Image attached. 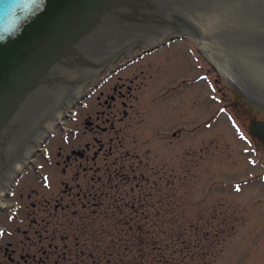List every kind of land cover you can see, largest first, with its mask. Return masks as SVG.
<instances>
[{
	"label": "rangeland",
	"instance_id": "374dc122",
	"mask_svg": "<svg viewBox=\"0 0 264 264\" xmlns=\"http://www.w3.org/2000/svg\"><path fill=\"white\" fill-rule=\"evenodd\" d=\"M179 34L184 33L173 34L146 48L162 44ZM171 49L176 51V70L179 73H192L194 56L198 55L200 63L207 65L220 83H211L208 87L203 83L192 85L183 95L177 93L173 98L166 92L173 85L169 82L175 75L170 73L169 61L162 64L159 60L163 56L155 55L147 56L134 65L136 68L123 72V77L139 76L129 103H133L140 114L136 117V108L129 111L133 115L128 120L132 124L129 123L125 133L126 147L131 151L126 159L127 167L115 166L112 170L119 171L122 179H134L128 167L134 164L135 178L141 185L134 196L136 194L142 201L136 206L138 209L131 211L129 205L125 206L123 214L115 217L122 219L128 215L121 221V227L128 228L136 221L138 225L142 224V232L149 230L156 238L161 222L150 224L142 217L147 214V219L156 220V217L163 216L164 228L181 229L187 233V243L193 246L191 250L195 253L194 257L189 253V261L194 258L192 262L264 264V152L235 111L217 69L192 40L188 37L186 43H175ZM170 64L173 68L174 65ZM114 82L119 80L106 86L112 87ZM106 86L104 89L108 88ZM217 87L220 88L219 99L216 97ZM71 106L65 114L71 113L75 105ZM65 114L58 126L47 134L52 132L44 147H40L43 141L38 145L34 158L19 172V180L16 177L12 180L0 201V264H13L7 262L9 255H12L14 263L25 264L22 257L30 256L28 264H39V252L36 260L31 259L37 252L33 244L39 241L40 235L35 230L40 229L43 235V241L37 246L43 244L45 249L53 237L56 238L54 245L57 243L61 247L71 241L70 238L66 241L58 238L59 234L50 238L57 225L67 223V217L73 224L81 217L79 212L71 216L67 214L74 210L69 209L72 204L66 208L69 210L56 209V204L63 202L59 200L64 189L63 181L66 176L73 175L71 167L63 173L64 156L71 154L73 146L78 143H74L68 131L76 123ZM140 118L143 121L138 123ZM179 130V136L172 135ZM88 139L89 135H85L82 141ZM120 162L123 164L124 161ZM116 184L112 183V187ZM112 190H107L111 196L98 200L103 203L100 208L106 210L111 202L113 206L107 211L121 212L112 198L115 196L122 199L120 202H125L123 195L126 193L120 196ZM68 201L65 199L64 205ZM97 217L92 226L113 227L117 222L113 218ZM34 219L38 220L36 224H33ZM186 254L188 251L181 256ZM108 258L103 255L99 259L96 257V261L104 264ZM70 259L55 263L49 258L47 264L77 263L74 257Z\"/></svg>",
	"mask_w": 264,
	"mask_h": 264
},
{
	"label": "water",
	"instance_id": "95a60500",
	"mask_svg": "<svg viewBox=\"0 0 264 264\" xmlns=\"http://www.w3.org/2000/svg\"><path fill=\"white\" fill-rule=\"evenodd\" d=\"M177 33L215 66L264 152V0H0V193L75 97Z\"/></svg>",
	"mask_w": 264,
	"mask_h": 264
},
{
	"label": "flooded vegetation",
	"instance_id": "af4514ba",
	"mask_svg": "<svg viewBox=\"0 0 264 264\" xmlns=\"http://www.w3.org/2000/svg\"><path fill=\"white\" fill-rule=\"evenodd\" d=\"M187 41L188 37L185 34H179L164 40L162 44L152 46L151 48L143 47L141 51L137 50L138 52L135 51L131 53L128 55L130 57L127 58L126 61L111 67L108 70L109 72L100 81L96 82L85 96L76 101L73 110L68 116V118L72 119L76 124L68 131L71 132L74 143H78L73 146L71 154H66L64 156L63 168V173H67L68 168L71 167L73 169V175L66 176L64 179V189L59 199L63 202L56 204V209H62L63 211L72 204V207L69 209L74 210H72V212H67V214H76L81 211L85 214H101L109 210L111 203H108L106 210L102 207L104 210L102 211L100 207L103 206V203L98 202V200H101L105 196H111L108 191L113 189L112 183H117L114 185L115 187H119L120 185L128 186L129 184L141 186L138 179L135 178L137 176L135 175L134 168H132L135 167L134 164L128 166L131 168L130 172L134 174V179H122L123 177L119 174V171L112 170V167L115 166L117 168L127 167L126 159L130 156L131 151L126 147L125 133L129 123L132 124V121L129 122L128 120L130 116L133 115L129 111L130 109L136 108V117L140 114L138 108L134 107L135 105L133 103H129L132 98V92L137 86L135 82L139 76L135 75L133 78H129L128 76L123 77V72L127 71L128 68H136V64L147 56L155 55L158 57L163 56V58L159 60L162 64L166 63L168 60V65L171 67L170 73L175 75L172 82L171 80L169 82L173 83V85H170L169 90L166 92L173 98L177 93L183 95L186 88L192 85H200V83H203V85H206L205 87H208L211 83H220L217 78L212 76L207 65L200 63L201 60L198 55L194 56V63H191L193 69L192 73L187 75L186 72L179 73L176 70V51L175 49L172 51L171 46L178 42L184 44ZM159 52L160 54L162 52L165 54L160 55L158 54ZM185 54L190 58L187 51ZM189 58L187 59L189 60ZM170 63L174 65L173 68ZM196 74L197 76L195 77ZM117 80H119V82H114L112 87L106 86L108 83ZM105 86L108 88L104 89ZM219 90L220 88L218 87L215 89L218 99L220 98L218 95ZM259 119L264 120L262 118ZM137 120L138 123H141L143 118ZM255 120H258V118ZM180 130L174 131L172 135L179 136ZM85 135H89V139L87 141H82ZM120 161H124L123 164ZM59 162L60 161H58V163ZM99 162H101V164H99ZM65 199L69 201L64 205ZM75 206L76 208H74ZM100 210L101 212H99ZM37 222L38 220H33V224ZM66 226L67 224L65 225L64 222L57 225L56 228L52 230L53 235H50V238L54 236V234H59L58 238L63 239V234H61V232ZM45 230L44 227L43 231ZM40 231V229L35 230V233L40 235L38 238L39 241L33 244L37 252L31 256V259L32 261L36 260V254L41 252L42 254L37 261L39 264H47L49 259L47 248L45 249L43 244L40 247L37 246V244H41L43 241V235ZM52 239L54 241L56 238L53 237ZM53 241H50V244L48 242V246H52L54 244ZM22 258L25 264H28L30 256ZM7 262L19 264V262H13L12 255L7 257Z\"/></svg>",
	"mask_w": 264,
	"mask_h": 264
},
{
	"label": "trees",
	"instance_id": "16d2710c",
	"mask_svg": "<svg viewBox=\"0 0 264 264\" xmlns=\"http://www.w3.org/2000/svg\"><path fill=\"white\" fill-rule=\"evenodd\" d=\"M126 186H113L112 190L120 196L124 192L126 193L123 195L125 202H120L122 199L115 196L112 198L114 205L121 209V212L113 211L110 213L105 211L101 214L92 215L81 211L78 213L81 217L77 218L74 224L67 217V223H64L67 226L61 234H63V240L66 241L70 238L71 241L64 243L62 247L57 243L54 245V242L52 246H47L48 257L54 259L53 262L55 263H60L63 259L68 262L71 260L70 258L74 257L77 262L74 264H98L96 257L99 259L103 255L109 257V261H105L104 264H201L200 262H192L194 258L189 261V253L192 257L195 253L191 250L193 246L187 243V233L181 229L170 228L168 230L164 228L165 220L163 216L156 217V220L153 218L152 220L147 219V214L142 217L143 221L145 217V222L150 224L161 222V229H159L160 231L157 230L159 238H153L149 230L142 232V224L138 225L136 221H133L132 226L127 225L128 228L121 227V221L128 218V215L121 217L122 219L115 216L122 215V209L128 205L131 211L138 209L136 206H138L139 201H142V198L138 199L136 194L134 196L139 185L130 186L129 184V188ZM116 188L117 190H115ZM139 196L142 195L139 194ZM111 206H113V203ZM97 216H103L109 220L113 218L117 222H114L113 227L109 225L92 226L93 222L97 220ZM173 222H175V219H173ZM123 225L126 226V223L123 222ZM51 249L53 251L50 252ZM185 251H188V254L181 256V253ZM40 254L42 253L40 252Z\"/></svg>",
	"mask_w": 264,
	"mask_h": 264
},
{
	"label": "bare ground",
	"instance_id": "6f19581e",
	"mask_svg": "<svg viewBox=\"0 0 264 264\" xmlns=\"http://www.w3.org/2000/svg\"><path fill=\"white\" fill-rule=\"evenodd\" d=\"M88 88V87H87ZM86 88V89H87ZM85 89V90H86ZM83 90V91H85ZM82 91V92H83ZM81 92V93H82ZM81 93L75 97L62 111L61 113L57 116V118L53 121V123L49 126V128L45 131V133L41 136V138L37 141V143L34 145V147L30 150V152L26 155V157L24 158V160L21 162V164L19 165V167L17 168V170L14 172V174L12 175V177L10 178V180L7 182V184L5 185V187L3 188V190L0 193V201L2 199V197L4 196L7 188L10 186L12 180L16 177V175L22 170V168L24 167V165L27 163L30 155L37 149L38 145H40V143L45 139V137L47 136V134L50 132L51 129H53L55 127V125L57 124V122L63 117V115L65 114L66 110L73 105L74 101L76 98H78Z\"/></svg>",
	"mask_w": 264,
	"mask_h": 264
}]
</instances>
